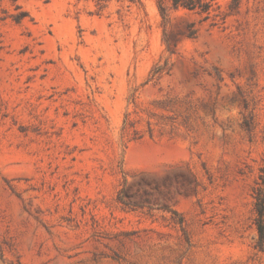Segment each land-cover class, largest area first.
Wrapping results in <instances>:
<instances>
[{"label":"rangeland","instance_id":"1","mask_svg":"<svg viewBox=\"0 0 264 264\" xmlns=\"http://www.w3.org/2000/svg\"><path fill=\"white\" fill-rule=\"evenodd\" d=\"M209 1L0 0V264H264V0Z\"/></svg>","mask_w":264,"mask_h":264},{"label":"trees","instance_id":"2","mask_svg":"<svg viewBox=\"0 0 264 264\" xmlns=\"http://www.w3.org/2000/svg\"><path fill=\"white\" fill-rule=\"evenodd\" d=\"M158 10L163 18L164 22L168 21L169 14L168 9H178L184 8L190 11H195L198 13H208L211 7V2L209 0H157ZM188 37H194L196 34V29L193 28V23H188L186 25ZM164 66L156 67L153 70V76L160 75L164 70ZM256 209V224L259 232L260 241L264 237V196H257L255 202Z\"/></svg>","mask_w":264,"mask_h":264}]
</instances>
